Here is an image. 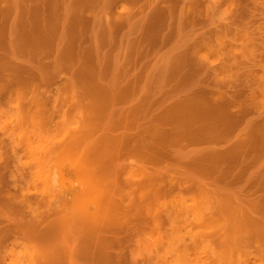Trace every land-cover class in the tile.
Instances as JSON below:
<instances>
[{"label":"rangeland","instance_id":"1","mask_svg":"<svg viewBox=\"0 0 264 264\" xmlns=\"http://www.w3.org/2000/svg\"><path fill=\"white\" fill-rule=\"evenodd\" d=\"M0 264H264V0H0Z\"/></svg>","mask_w":264,"mask_h":264},{"label":"bare ground","instance_id":"2","mask_svg":"<svg viewBox=\"0 0 264 264\" xmlns=\"http://www.w3.org/2000/svg\"><path fill=\"white\" fill-rule=\"evenodd\" d=\"M76 233H77V232H76ZM44 234H46V233H44ZM47 234H48V232H47ZM47 234H46V235H47ZM92 234H93V233H90V232H89V235H90V236H89V235H87V236H89L90 238L93 239V237H91ZM87 236H86V237H87ZM92 236H94V234H93ZM86 237H85V238H86ZM89 237H88V239H89ZM95 238H96V237H95ZM88 239H85V240H88ZM90 240H91V239H90ZM90 240H88V241L90 242ZM88 241H86V242L89 244V245H87V246L90 247V243H89ZM92 241H93L92 244H93L94 242H97V241H94V239H93ZM87 243H86V244H87ZM92 244H91V245H92ZM81 245H82V244H81ZM83 245H85V243H84ZM83 245H82V246H83ZM93 245H94V244H93ZM98 245H99V244H98ZM99 247H100V246H99ZM84 248H85V246H84ZM84 248H83V250H84V253H85L87 248H86V249H84ZM91 248L94 249V247H90L89 250H90ZM95 248H96V247H95ZM89 250H87V251H89ZM94 250H95V249H94ZM98 250H99V249H98ZM91 251H92V249H91ZM82 252H83V251H82ZM87 254H89V252H88ZM99 254H100V253H99Z\"/></svg>","mask_w":264,"mask_h":264}]
</instances>
